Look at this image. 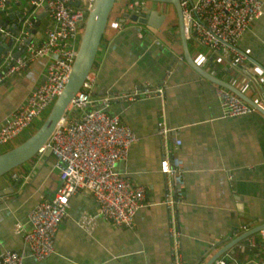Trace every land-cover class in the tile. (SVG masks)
<instances>
[{
	"label": "crops",
	"instance_id": "0c3cea01",
	"mask_svg": "<svg viewBox=\"0 0 264 264\" xmlns=\"http://www.w3.org/2000/svg\"><path fill=\"white\" fill-rule=\"evenodd\" d=\"M129 1L119 0L111 10L122 15H109L92 67V93L128 94L146 84L164 90L163 96L116 99L110 105L137 134L128 157L116 167L145 187L146 205L137 211L130 227L99 219L87 232L77 220L84 213L94 214L98 204L90 193L79 191L70 197L54 253L35 259L16 225L28 229L29 211L37 202L52 198L59 185L54 156L49 151L36 154L0 178V251H24L23 264H173L170 230L175 228L181 264H206L228 245L213 264H264V240L259 231L236 242L264 224V115L253 111L225 116L218 85L184 59L173 8L167 11L166 31L154 29L152 33L123 20ZM20 5V0H12L7 12L0 13V23L14 34V13L25 9ZM145 6L160 13L166 10L151 2ZM46 18L43 16L28 40H40L51 25ZM10 40L1 36L0 45L6 47ZM236 47L246 55L235 63L234 56L228 61L216 59L204 47L189 49L209 73L264 102V3L263 14L244 31ZM8 51L20 50L13 45ZM203 54L207 59L200 60L198 55ZM2 58L0 55V62ZM49 59L40 57L0 82V125L41 83ZM161 119L172 128L166 138L156 133ZM41 122L36 120L12 144L0 148V153L30 136ZM176 140L180 144L173 153L183 162L185 186L172 223L162 203L170 181L160 172L159 163L164 149ZM14 172L20 182L12 188L18 179L12 177Z\"/></svg>",
	"mask_w": 264,
	"mask_h": 264
},
{
	"label": "built area",
	"instance_id": "2783aa9c",
	"mask_svg": "<svg viewBox=\"0 0 264 264\" xmlns=\"http://www.w3.org/2000/svg\"><path fill=\"white\" fill-rule=\"evenodd\" d=\"M12 0H0V13L7 12ZM73 2V4H71ZM94 0H30L31 6L16 15V33L0 23V37H10L21 53L12 58L7 52L2 58L0 82L22 70L40 57L50 56L43 82L27 95L0 125V148L12 144L37 120H43L62 91L77 54L80 35L88 10ZM263 0H180L186 40L195 49L204 47L216 59L244 58L246 54L236 45L244 31L263 14ZM146 0H130L125 5V20L129 15L146 7ZM43 7L51 25L38 41L28 40L34 28L35 10ZM207 59L205 54L198 55ZM199 65V60L193 58ZM200 66V65H199ZM93 70L86 75L81 88L75 93L65 114L56 124L50 138L36 154L49 151L55 158L59 185L52 198L41 200L28 213L30 227L22 232L26 250L35 259L48 258L55 251V237L60 224L68 215L70 197L79 191L90 193L98 204L94 214H82L78 226L89 232L99 219L117 226L130 227L137 211L146 205L145 187L134 183L117 169V163L126 160L131 146L138 140L131 126L110 110L116 99L135 100L163 96L162 87L148 84L128 94L95 96L92 84ZM220 104L225 116H239L257 111L234 92L218 85ZM254 99V98H253ZM264 107V102L254 99ZM172 128L161 119L157 122V135L166 138ZM180 140L164 149L159 170L170 181V189L163 194L162 203L174 223L176 206L182 201L185 180L183 162L173 150ZM12 177L18 178L14 172ZM264 240V228L259 230ZM174 242L173 264H181L177 251V232L170 230ZM253 245V242L251 243ZM264 249V246H263ZM24 251H0V264H23ZM220 264H226L220 261Z\"/></svg>",
	"mask_w": 264,
	"mask_h": 264
},
{
	"label": "water",
	"instance_id": "95a60500",
	"mask_svg": "<svg viewBox=\"0 0 264 264\" xmlns=\"http://www.w3.org/2000/svg\"><path fill=\"white\" fill-rule=\"evenodd\" d=\"M115 1L116 0H94L91 9L88 10V13L86 15L85 23L80 35L77 54L75 56L67 81L62 91L56 97L52 107L50 108L49 112L44 117L43 121L38 126V128L22 142L0 153V177L14 170L26 161L32 159L36 155L37 150L41 146H43L50 138L56 124L65 114L72 98L74 97L75 93L81 88L86 75L91 71L93 67L98 47L100 45L110 12L114 7ZM148 1L171 4L175 17L177 19L178 33L180 36L182 53L185 61L192 69H194L198 74H200L204 78L234 92L244 101L254 107L258 112L264 115V107L258 104L251 96H248L246 93H244L241 89L234 86L233 84L214 76L212 73H209L206 69L195 63L185 37L180 0ZM71 4H73V2H71ZM140 10L141 11L138 13H133L129 15L130 22L134 24H139L140 28L144 27L152 33H155V31H153L154 29L160 30L162 33L166 31V20L168 17L167 13H160L159 11L148 7H142L140 8ZM14 14L17 15L18 11ZM35 15L37 17V20L35 21L32 32L36 31V27L39 25L43 16H45V10L43 9V7L35 10ZM123 20H125V18H123ZM164 25L165 28L163 27ZM13 28L14 31L15 29H17L16 23ZM12 44L13 41L10 40L6 47L0 45V55L2 57L6 56L7 49L11 47ZM19 54L20 51H16L14 54H12V58H16ZM42 82L43 79L41 83ZM19 182L20 178L16 179L12 188L18 186ZM262 228H264V224L248 231L239 239H237L236 242L240 241L241 239L247 238L248 236L259 231ZM229 246L230 245L225 247V249H221L218 254H216L206 264H213L215 260L218 259V257L223 254Z\"/></svg>",
	"mask_w": 264,
	"mask_h": 264
},
{
	"label": "rangeland",
	"instance_id": "374dc122",
	"mask_svg": "<svg viewBox=\"0 0 264 264\" xmlns=\"http://www.w3.org/2000/svg\"><path fill=\"white\" fill-rule=\"evenodd\" d=\"M14 1V0H13ZM21 1V5H20V7L21 8H29L30 6H31V3H30V0H20ZM119 0H116L115 1V3H117ZM193 1H195V0H193ZM146 2L147 3H150L151 1H148V0H146ZM156 4V5H160V6H163V7H165V11H164V13H167V11H168V9L170 10L172 7H171V4H169V3H162V2H151V4ZM115 5L116 4H114V7H115ZM111 13V12H110ZM120 15H122V12H120V13H115V12H112L111 14H110V17H114V16H120ZM46 20L48 21V20H50L49 18H46ZM189 46H191V42L189 43ZM0 63H2V61L0 62ZM37 120H40V122H41V119H37ZM7 175V174H6ZM5 174L3 175V176H6ZM2 176V177H3ZM1 178V177H0Z\"/></svg>",
	"mask_w": 264,
	"mask_h": 264
},
{
	"label": "clouds",
	"instance_id": "9594fccd",
	"mask_svg": "<svg viewBox=\"0 0 264 264\" xmlns=\"http://www.w3.org/2000/svg\"><path fill=\"white\" fill-rule=\"evenodd\" d=\"M188 42V41H187ZM188 45H189V42H188Z\"/></svg>",
	"mask_w": 264,
	"mask_h": 264
},
{
	"label": "trees",
	"instance_id": "16d2710c",
	"mask_svg": "<svg viewBox=\"0 0 264 264\" xmlns=\"http://www.w3.org/2000/svg\"><path fill=\"white\" fill-rule=\"evenodd\" d=\"M95 62V61H94Z\"/></svg>",
	"mask_w": 264,
	"mask_h": 264
}]
</instances>
